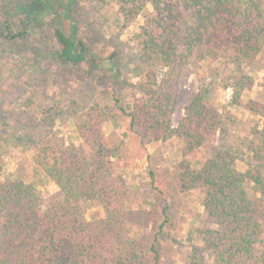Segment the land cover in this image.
<instances>
[{"label":"trees","instance_id":"trees-1","mask_svg":"<svg viewBox=\"0 0 264 264\" xmlns=\"http://www.w3.org/2000/svg\"><path fill=\"white\" fill-rule=\"evenodd\" d=\"M83 6L100 13L113 8L117 24L125 27L144 16L131 40L138 50L131 78L120 47L113 45L101 57L82 36ZM0 17V42L27 67L39 70L53 62L112 70L131 111L121 97L115 105L130 119L140 149L173 138L182 143L184 158L174 169L177 190H203L205 214L202 244L191 246L183 264H264V126L232 140L235 119L212 103V83L198 86L173 125L184 72L207 64H219L229 74L224 87L235 89L229 106L264 120V79L263 99L242 102L243 91L254 87L245 69L264 51V0H0ZM26 83L37 89V83ZM25 101L19 98L0 113V152L5 146L32 152L34 172L55 183L58 192L44 197L22 171L1 178L0 264H161L169 206L128 207L131 191L118 166L122 148L108 145L102 128L111 116L88 111L77 128L82 144H67L55 129L67 110L39 100L37 116L26 117ZM208 145L211 154L195 169L189 157ZM150 175L154 182L156 172ZM85 200L96 202L105 216L87 221ZM142 228L149 241L136 236Z\"/></svg>","mask_w":264,"mask_h":264},{"label":"rangeland","instance_id":"rangeland-1","mask_svg":"<svg viewBox=\"0 0 264 264\" xmlns=\"http://www.w3.org/2000/svg\"><path fill=\"white\" fill-rule=\"evenodd\" d=\"M87 7V5L85 6ZM80 8L83 14L82 36L91 39L101 57H107L111 47L117 45L122 50L123 61L127 63L126 77H132V67L138 57V50L131 43L134 36L144 24V16L125 27L117 24L118 13L113 8L100 12ZM87 12V13H85ZM1 18V17H0ZM128 71V72H127ZM245 72L254 79V87L243 91L242 102L260 99L261 83L264 79V51L258 57L252 69ZM112 70L99 69L91 72L87 67L76 68L49 62L43 69H35L23 64L17 53L8 49L7 43L0 42V113L8 110L9 105L17 99L25 98L23 106L26 117L37 116L35 102L42 100L48 104H57L61 110L66 109L64 117L57 119L55 129L67 144L80 145L82 140L77 131L78 124L88 111H103L111 116L102 128L108 145L121 146V159L118 160L119 172L127 180L131 197L129 208L146 210L162 209L169 206L171 224L167 235L161 239V264H183L191 246L201 245L200 229L204 219L203 190H193L182 194L177 190L174 169L183 160L182 143L173 138L167 143L149 144L146 151L140 149L138 137L130 130V119L123 115L115 105V98L121 97L123 105L131 111L127 103L124 87L116 83ZM226 75H229L219 64H207L197 70H187L183 74L182 89L178 107L173 117L177 126L185 113V107L197 93L199 85L212 83L211 101L220 112H230L235 119L231 130V139L241 140L249 136L251 129L264 126L262 117L253 115L245 108L231 107L235 96L234 87L225 88ZM29 80L37 83L33 90L26 83ZM233 84V83H231ZM29 90V92H27ZM125 95V96H124ZM125 97V98H124ZM263 99V98H261ZM212 145L203 147L193 153L189 160L195 169H201L211 154ZM237 169L245 172L242 162ZM156 172L152 181L150 172ZM18 171L26 172L29 181L35 184L46 198L58 192V187L43 175L35 173L32 163V152L21 147L5 146L0 152V180L4 175L14 177ZM164 192L161 196L159 192ZM250 193H254L250 186ZM85 219L93 221L105 216L104 210L94 201H82ZM136 236L149 241V231L136 229Z\"/></svg>","mask_w":264,"mask_h":264}]
</instances>
